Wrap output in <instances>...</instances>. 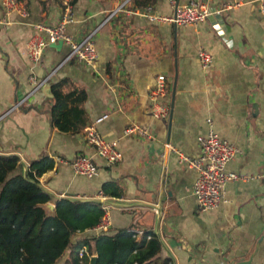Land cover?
Wrapping results in <instances>:
<instances>
[{
	"label": "crops",
	"instance_id": "obj_1",
	"mask_svg": "<svg viewBox=\"0 0 264 264\" xmlns=\"http://www.w3.org/2000/svg\"><path fill=\"white\" fill-rule=\"evenodd\" d=\"M21 1L27 14L12 13L0 27V154L18 155L23 172L42 155L54 159L39 182L55 197L97 198L104 182H117L122 196L102 197L111 203L106 233L129 227L145 212L148 229L158 230L165 245L147 264H264V16L258 0H128L97 33L93 68L64 62L67 44L49 45L31 61L27 43L35 25H57L69 11L65 32L80 40L125 0ZM190 3H205L211 13L198 31L147 16H170ZM199 49L212 56L207 68L197 61ZM160 74L169 84L160 98L169 114L155 119L149 94ZM48 75L35 89L32 78L39 83ZM64 78L87 91L88 118L76 134L50 124L49 85ZM106 112L110 117L96 129L121 153L116 162L86 141L87 125ZM133 125L150 138L125 134ZM210 129L238 149L229 169L252 177L228 183L219 207L203 212L193 195L197 172L179 153L198 155ZM78 156L95 162V177L72 172L68 161ZM101 233L93 227L72 242ZM68 252L55 264H64Z\"/></svg>",
	"mask_w": 264,
	"mask_h": 264
},
{
	"label": "trees",
	"instance_id": "obj_2",
	"mask_svg": "<svg viewBox=\"0 0 264 264\" xmlns=\"http://www.w3.org/2000/svg\"><path fill=\"white\" fill-rule=\"evenodd\" d=\"M49 93L51 126L64 134L78 133L88 118L83 108L87 91L64 78L50 83ZM20 164L18 155L0 154V264H55L66 250L64 264H89V256H96V264H147L161 251L153 230L137 236L133 226L72 242L74 235L99 223L106 211L100 200L55 197L46 190L39 178L54 166L48 155L32 160L25 172L17 171ZM99 194L119 198L122 189L117 182L106 181ZM48 202L54 211L45 207ZM82 249L89 256H80Z\"/></svg>",
	"mask_w": 264,
	"mask_h": 264
},
{
	"label": "built area",
	"instance_id": "obj_3",
	"mask_svg": "<svg viewBox=\"0 0 264 264\" xmlns=\"http://www.w3.org/2000/svg\"><path fill=\"white\" fill-rule=\"evenodd\" d=\"M125 0L110 12V15L99 23L95 28L85 34L80 40H74L65 32V27L72 22V16L69 11H66L61 21L57 25H46L38 23L35 25L36 32L27 43L28 56L34 63L38 62L45 49L51 44H56L61 41L63 44L69 46V52L65 56L64 62L74 61L85 67L93 68L97 58L98 51L96 48V35L105 23L114 17L119 10H121L127 3ZM260 13L264 16V0H258ZM0 7L2 17L0 18V27L9 23L8 17L12 13L21 16L27 14L25 5L21 0H0ZM221 9H216L215 13L219 14ZM210 11L205 3H190L182 9H176L175 13L170 16H163L157 14H147L150 20L159 22L174 23L176 25H186L192 27L193 30L198 31L200 26L206 21L210 15ZM197 61L202 68H207L211 65L212 56L205 49L197 51ZM51 75L43 78L42 81L36 83L33 77L34 88H38L46 84ZM169 87L168 81L164 74H160L156 78V83L151 90L149 97L151 100V115L155 119H164L169 114V107L160 101ZM110 113L106 112L95 117L92 123L85 128L86 141L92 145L96 153L103 159L109 162H116L121 159V153L115 148L112 141L103 138L97 131L98 124L107 120ZM209 124L211 120L208 119ZM211 126V125H210ZM141 133L150 138L147 130L133 125L124 130L125 134ZM200 151L195 157L179 153L180 161L187 165V167L197 172V178L193 187V195L197 201L198 207L201 211L206 212L214 210L219 207L224 200L226 185L236 180H246L252 177L245 173H236L229 169V163L233 157L238 153L235 145L229 143L227 140L221 138L213 129L208 131L205 138L200 139ZM176 151L174 148H170ZM68 166L76 175L91 179L96 176L98 167L95 162L88 156H78L68 161ZM100 196V195H98ZM97 197L100 200L101 206L105 211L99 223L95 226L101 232L108 228V214L109 204L104 198ZM142 230H134L137 236L142 234ZM88 255L87 250L82 249L80 256ZM90 258L92 256H89Z\"/></svg>",
	"mask_w": 264,
	"mask_h": 264
},
{
	"label": "rangeland",
	"instance_id": "obj_4",
	"mask_svg": "<svg viewBox=\"0 0 264 264\" xmlns=\"http://www.w3.org/2000/svg\"><path fill=\"white\" fill-rule=\"evenodd\" d=\"M137 217L133 220L132 224L130 226H133V228H136V230H149L150 228L149 225H147V222L143 219L145 212L143 211H138ZM139 217V218H138Z\"/></svg>",
	"mask_w": 264,
	"mask_h": 264
},
{
	"label": "water",
	"instance_id": "obj_5",
	"mask_svg": "<svg viewBox=\"0 0 264 264\" xmlns=\"http://www.w3.org/2000/svg\"><path fill=\"white\" fill-rule=\"evenodd\" d=\"M63 45V43L61 41H58V43L56 44H53L51 43L50 46L52 47H61ZM70 199H77V200H83V199H79V198H70ZM107 204H111L110 202L108 201H105ZM47 208L50 209L51 211H54V206L52 204H47ZM160 218V216H159ZM155 233L157 234V237L159 238V240L161 241L160 237L158 236V230L155 231ZM162 244V242H161ZM163 248L165 247L164 244H162ZM90 264H96V256H92L91 259H90Z\"/></svg>",
	"mask_w": 264,
	"mask_h": 264
}]
</instances>
